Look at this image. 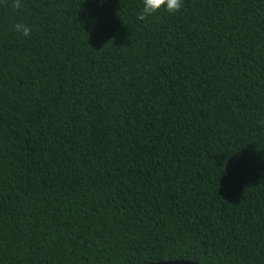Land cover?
Listing matches in <instances>:
<instances>
[{"label":"trees","instance_id":"1","mask_svg":"<svg viewBox=\"0 0 264 264\" xmlns=\"http://www.w3.org/2000/svg\"><path fill=\"white\" fill-rule=\"evenodd\" d=\"M15 3L0 264H264V0Z\"/></svg>","mask_w":264,"mask_h":264},{"label":"clouds","instance_id":"2","mask_svg":"<svg viewBox=\"0 0 264 264\" xmlns=\"http://www.w3.org/2000/svg\"><path fill=\"white\" fill-rule=\"evenodd\" d=\"M182 6L183 0H142L139 19L144 20L160 11L175 14L181 10ZM14 7H20L19 0H16ZM13 29L24 37H28L31 31L27 25L22 23L15 24Z\"/></svg>","mask_w":264,"mask_h":264},{"label":"water","instance_id":"3","mask_svg":"<svg viewBox=\"0 0 264 264\" xmlns=\"http://www.w3.org/2000/svg\"><path fill=\"white\" fill-rule=\"evenodd\" d=\"M154 264H198L196 262H189V261H167V262H160Z\"/></svg>","mask_w":264,"mask_h":264}]
</instances>
